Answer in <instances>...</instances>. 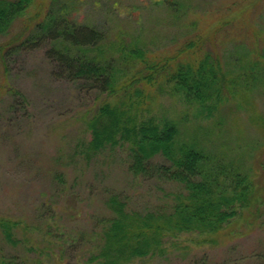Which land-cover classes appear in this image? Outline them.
Wrapping results in <instances>:
<instances>
[{
	"label": "trees",
	"instance_id": "obj_1",
	"mask_svg": "<svg viewBox=\"0 0 264 264\" xmlns=\"http://www.w3.org/2000/svg\"><path fill=\"white\" fill-rule=\"evenodd\" d=\"M258 1L264 4V0L253 2ZM33 2L0 0V38L28 14ZM243 3H231L218 16L205 17L193 0H161L168 18L164 21L176 28L174 39L179 40L167 52L141 38L125 40L120 34L111 39L104 28L76 23L66 5L55 0L44 14L35 9L16 34L0 43L1 63L18 45L48 44L46 55L55 64L56 77L92 94L94 109L84 122L88 138L75 146V156L89 162L102 153L124 149L127 170L138 176L149 174L150 161L161 155L170 166L158 171L183 187L170 210L162 206L146 212L128 210L119 194L106 190L107 215L93 232L96 243L87 264H131L163 256L165 242L183 235H196V244L215 245L234 225L254 224L256 215L264 211L259 207L264 205V183L259 184L237 159L232 162L223 152L207 150L201 139L210 134L208 128H189L186 115L159 116L160 104L168 99L190 110L193 118L204 117L220 128L227 114L224 106L227 112L246 109L251 107L246 94L259 89L264 94V41L261 46L257 42L259 31L246 21L250 9H239ZM239 19L253 35L250 48L243 40L236 43L238 35L228 32V26ZM229 41L235 42L233 49L221 52ZM9 93L24 102L18 91ZM238 97L241 101L234 102ZM251 119L264 135L262 115L253 110ZM259 163L264 172V164ZM28 229L21 221L0 217V240L11 247L28 240L19 239ZM27 251L36 256L30 264H40L42 250L32 245ZM17 260L2 255L0 249V264H29Z\"/></svg>",
	"mask_w": 264,
	"mask_h": 264
},
{
	"label": "rangeland",
	"instance_id": "obj_2",
	"mask_svg": "<svg viewBox=\"0 0 264 264\" xmlns=\"http://www.w3.org/2000/svg\"><path fill=\"white\" fill-rule=\"evenodd\" d=\"M52 1L34 0L28 14L15 22L0 43L16 34L35 9L46 13ZM160 1L55 0V4L64 3L76 23L108 30L111 39L120 34L125 40L141 38L167 52L179 40L174 39L176 28L164 21L168 18ZM239 1L193 0V4L201 16L210 17ZM253 1L242 0L246 3L239 9H250L246 21L259 31L256 38L261 46L264 4ZM228 32L238 35L236 43L243 40L250 48L253 35L241 19L229 25ZM233 44L229 41L220 51L228 53ZM47 49L46 43L18 45L0 62V217L21 221L29 228L24 236L19 234V239H28L22 245L15 248L0 240V249L2 255L30 264L36 256L27 247L35 245L42 250L40 264H87L96 243L93 232L107 215L106 190L119 194L128 210L138 212L162 206L170 210L177 193L184 190L158 171L170 166L161 155L150 161L149 174L138 176L127 170L124 149L102 153L89 162L75 156V146L88 138L84 122L94 109L93 96L56 77ZM9 90L18 91L24 102L11 97ZM259 90L246 94L249 108L227 112L224 106L222 111L227 114L220 128L204 117L193 118L190 110L168 99L160 104L159 116L181 119L186 115L189 128H208L210 134L201 139L207 150L223 152L232 162L237 159L259 184L264 183L259 166V162L264 164V135L251 119L253 110L264 118V94ZM240 101L238 97L234 102ZM259 207L264 210V205ZM239 223L226 238L224 234L217 238L215 245L196 244V235H183L165 242L163 256H148L131 264H264V211L256 215L254 224ZM47 228L54 236L46 233Z\"/></svg>",
	"mask_w": 264,
	"mask_h": 264
}]
</instances>
